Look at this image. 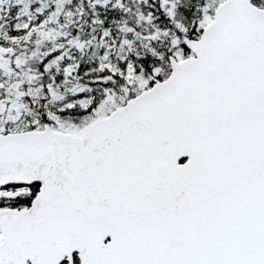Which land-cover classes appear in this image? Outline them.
Masks as SVG:
<instances>
[{
	"label": "snow or ice",
	"instance_id": "1",
	"mask_svg": "<svg viewBox=\"0 0 264 264\" xmlns=\"http://www.w3.org/2000/svg\"><path fill=\"white\" fill-rule=\"evenodd\" d=\"M0 264H264V0H0Z\"/></svg>",
	"mask_w": 264,
	"mask_h": 264
}]
</instances>
